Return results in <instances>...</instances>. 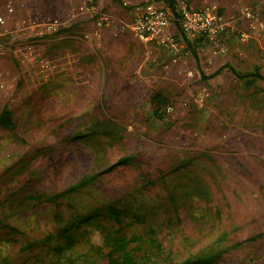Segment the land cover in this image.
<instances>
[{"label":"rangeland","instance_id":"374dc122","mask_svg":"<svg viewBox=\"0 0 264 264\" xmlns=\"http://www.w3.org/2000/svg\"><path fill=\"white\" fill-rule=\"evenodd\" d=\"M143 1L93 0L95 13L77 14L86 0H0V112L14 122L0 127V264L64 262L57 217L110 203L147 219L128 217L125 232L145 239L152 226L161 264L196 254L264 264V80L232 70L264 76V0H174V11L217 15L212 34L188 38L172 24L178 50L119 35ZM55 18L67 23L53 32L29 24ZM154 93L168 100L158 115Z\"/></svg>","mask_w":264,"mask_h":264},{"label":"trees","instance_id":"16d2710c","mask_svg":"<svg viewBox=\"0 0 264 264\" xmlns=\"http://www.w3.org/2000/svg\"><path fill=\"white\" fill-rule=\"evenodd\" d=\"M167 4L170 5L172 10L174 9V0H167ZM184 41L195 58L198 59L194 43L190 42L186 37H184ZM222 70L223 67L209 76L202 74V77L206 79L214 77ZM232 70L239 79L264 80V76L258 70L248 74H240L234 69ZM167 101L164 95L154 93L151 96L153 115H158L160 107L166 105ZM0 127L6 129L14 127L11 113L7 108L2 109L0 112ZM109 168L106 170L108 171ZM101 173L97 172L85 175L65 190L46 197V200L57 204V201L65 195L93 183ZM125 207L110 203L104 209H94L87 213H78L68 223H62L61 219L57 217L56 221L59 224L57 236L60 242L55 245L54 250L60 257L65 258L64 262L58 264H75V255L78 257L84 256V263L82 264H91V260H88L91 257H99L105 261V264H161L163 261L161 255H164V251L155 229L148 224L146 230L147 237L145 239H143L142 235L138 234L128 236L125 232L126 219L128 217H132L136 221L144 222L145 224H147V219L139 218V214L133 212L128 206ZM103 221H106L107 224H104ZM83 227L86 228V234H88L86 240L80 239L77 236L78 234L81 235ZM88 227L93 228L90 229ZM95 236H97V239H94ZM253 239H255V236L249 237L245 241ZM86 244L88 245V249L81 254L77 253V247H83ZM212 259L213 256L210 254H196L178 262L169 261L167 264H209Z\"/></svg>","mask_w":264,"mask_h":264},{"label":"built area","instance_id":"2783aa9c","mask_svg":"<svg viewBox=\"0 0 264 264\" xmlns=\"http://www.w3.org/2000/svg\"><path fill=\"white\" fill-rule=\"evenodd\" d=\"M11 11L12 8L9 9V12ZM84 12L89 14L96 12L93 6V0H86L79 7L77 14ZM132 13L133 17L128 27L142 42H156L162 47L173 50H178V43L174 40L173 33L169 29L172 24L176 23L188 38L202 34H212L217 28L216 10L213 6L208 5L201 9H195L183 3L180 9L174 11L168 4H162L154 0H144L133 8ZM72 17H75V15ZM105 19L104 16L102 17L100 15L97 24H101V21ZM4 23L5 18L0 16V26H3ZM66 23L55 18L44 22H36L33 20L29 24L33 27L42 26L46 32H53Z\"/></svg>","mask_w":264,"mask_h":264},{"label":"crops","instance_id":"0c3cea01","mask_svg":"<svg viewBox=\"0 0 264 264\" xmlns=\"http://www.w3.org/2000/svg\"><path fill=\"white\" fill-rule=\"evenodd\" d=\"M119 33V35L121 36V37H123L124 38V36H126V37H128V38H130V39H132L133 40V37H136V35H134L133 33V31L132 30H130L129 32H126V31H124V30H121V32L119 31L118 32ZM133 36V37H132ZM136 38H138V37H136ZM139 39V38H138ZM125 40H127V39H123V40H119V41H125ZM140 40V39H139ZM128 41V40H127ZM141 41V40H140ZM143 43V42H142ZM144 44H146V43H144ZM103 45H106V44H103ZM103 45H101V47H104ZM122 45H123V47H126V45L122 42ZM138 46L140 47V49H141V46H140V44H138ZM147 46V45H146ZM145 46V47H146ZM148 48V46L146 47V49Z\"/></svg>","mask_w":264,"mask_h":264}]
</instances>
